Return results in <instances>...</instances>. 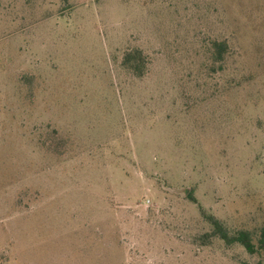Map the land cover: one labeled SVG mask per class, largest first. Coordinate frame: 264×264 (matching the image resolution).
Returning a JSON list of instances; mask_svg holds the SVG:
<instances>
[{
  "label": "rangeland",
  "instance_id": "rangeland-1",
  "mask_svg": "<svg viewBox=\"0 0 264 264\" xmlns=\"http://www.w3.org/2000/svg\"><path fill=\"white\" fill-rule=\"evenodd\" d=\"M207 216L264 221V0H0V264H264Z\"/></svg>",
  "mask_w": 264,
  "mask_h": 264
},
{
  "label": "trees",
  "instance_id": "trees-1",
  "mask_svg": "<svg viewBox=\"0 0 264 264\" xmlns=\"http://www.w3.org/2000/svg\"><path fill=\"white\" fill-rule=\"evenodd\" d=\"M214 47V53L216 58L221 60L225 52L226 45L224 43H215ZM188 198L191 202L194 201L192 196H188ZM207 219L213 227V230L211 232L212 235L219 236L220 239L227 243L236 242L240 244L248 254H254L256 251L262 250L264 248V221L262 227L259 230L256 243H253L251 236L248 232L240 231L237 232L234 236L229 237L224 232L218 220H216L212 216H207Z\"/></svg>",
  "mask_w": 264,
  "mask_h": 264
}]
</instances>
